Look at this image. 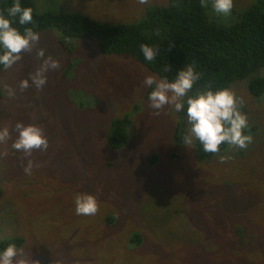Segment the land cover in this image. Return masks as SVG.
<instances>
[{
    "label": "rangeland",
    "instance_id": "obj_1",
    "mask_svg": "<svg viewBox=\"0 0 264 264\" xmlns=\"http://www.w3.org/2000/svg\"><path fill=\"white\" fill-rule=\"evenodd\" d=\"M33 1L41 11H80L109 23L133 22L166 4ZM254 1L234 0L233 9ZM38 32L31 51L0 69V129L10 131L0 142V239L22 236L18 249L29 264H264V98L252 96L245 81L230 86L243 100L252 142L199 163L190 155L194 142L176 151L169 145L174 111L149 106L143 81L159 80L156 74L131 56L99 54L93 41L74 40L77 49L66 53L58 30ZM47 56L60 66L46 73L45 87L21 89ZM124 114L133 119L132 138L113 150L104 134ZM17 122L42 127L48 148L30 155L12 149ZM233 154L245 156L241 168ZM77 193L95 196V215L75 213ZM109 215L115 220L108 222ZM135 230L139 246L129 242Z\"/></svg>",
    "mask_w": 264,
    "mask_h": 264
},
{
    "label": "trees",
    "instance_id": "obj_2",
    "mask_svg": "<svg viewBox=\"0 0 264 264\" xmlns=\"http://www.w3.org/2000/svg\"><path fill=\"white\" fill-rule=\"evenodd\" d=\"M12 3L13 0H0V11ZM21 3L33 9L34 23L26 26L17 23L16 26L21 31L24 27H32L35 31L58 30L57 42L66 53L72 54L77 49L74 40L93 41L99 54L131 56L160 79L165 76L174 79L180 68L192 65L200 73L194 90L229 88L236 82L245 81L252 96L264 98V76L261 74L264 68V0L233 9L228 17L212 14L207 0H166V4L153 5L140 19L113 23L96 20L80 11H41L33 0H21ZM143 44L158 50L154 61L144 60ZM165 66L169 71H162ZM72 67L69 64L67 69ZM174 113L177 120L169 136V145L176 151L184 147L183 137L188 128L183 119L185 114ZM132 126L133 119L128 114L113 117L104 134L107 145L113 150H121L131 141ZM246 132L253 134L249 127ZM229 146L222 144L219 153H208L194 141L190 155L196 162H209L225 155ZM244 157L233 154L231 160L235 168H241L239 163ZM150 161L147 163L153 165ZM114 220L115 216H107L108 222ZM138 239L139 231L131 232L129 242L139 246ZM24 242L19 235L5 237L0 239V249L10 243L20 248Z\"/></svg>",
    "mask_w": 264,
    "mask_h": 264
},
{
    "label": "clouds",
    "instance_id": "obj_3",
    "mask_svg": "<svg viewBox=\"0 0 264 264\" xmlns=\"http://www.w3.org/2000/svg\"><path fill=\"white\" fill-rule=\"evenodd\" d=\"M233 7L234 0H211V9L218 16H230ZM17 23L21 26L34 23L33 9L23 6L21 0H13L11 6L0 11V68L12 67L22 59L24 52L31 51L40 40L38 31L32 27H24L21 31ZM141 52L145 61L152 62L158 50L143 44ZM38 55L44 57V50L40 49ZM59 66L57 59L45 57L40 67L20 81L19 87L43 89L47 84L46 73ZM162 71L167 72L169 69L165 66ZM199 79L200 73L192 65L180 68L171 80L166 76L159 80L151 75L146 76L143 84L151 89L148 94L149 106L157 112L169 106L176 113L185 114L189 127L183 137L184 145L189 146L198 141L203 151L208 153H219L222 144L246 149L252 142V136L246 132L248 120L239 108L243 100L230 88L194 90ZM14 94V90L9 88L8 95ZM12 131L17 134L12 149L25 155H30L33 150H46L49 146L48 137L38 124L17 122ZM9 136L8 128L0 129V142ZM74 200L77 215L90 216L97 213L99 205L94 195L77 193ZM0 264H29V261L20 255L15 244L10 243L0 249Z\"/></svg>",
    "mask_w": 264,
    "mask_h": 264
}]
</instances>
